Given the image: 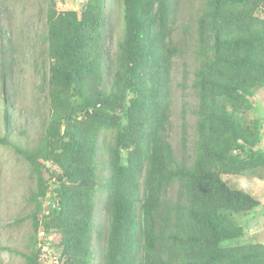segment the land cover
<instances>
[{
  "label": "trees",
  "instance_id": "16d2710c",
  "mask_svg": "<svg viewBox=\"0 0 264 264\" xmlns=\"http://www.w3.org/2000/svg\"><path fill=\"white\" fill-rule=\"evenodd\" d=\"M44 1V32L27 55L41 75L47 111L33 142L13 140V129L20 136L27 130L16 127L18 116L11 121L16 97L1 87L6 131L0 146L22 155L36 182L33 209L18 220L31 219L26 263L94 264L101 255L96 264H264V242L241 243L245 227L234 220L262 202L225 179L264 172V121L246 116L259 107L264 87V0H202L196 27L184 28L196 34L199 64L191 83L194 150L180 158L170 130L182 0H83L80 10ZM108 1L121 12L113 51L103 35ZM1 65L4 83L14 62ZM188 74L184 68L185 80ZM187 142L184 135V150ZM102 160L108 224L99 230L98 252ZM41 228L59 234V253H41Z\"/></svg>",
  "mask_w": 264,
  "mask_h": 264
},
{
  "label": "rangeland",
  "instance_id": "374dc122",
  "mask_svg": "<svg viewBox=\"0 0 264 264\" xmlns=\"http://www.w3.org/2000/svg\"><path fill=\"white\" fill-rule=\"evenodd\" d=\"M83 0H56L59 9L75 6L80 10ZM202 0H182L181 7L177 13L174 38L181 48V53L175 58L173 69V107L171 118L170 140L179 155H190L194 150L196 140L195 122L197 116L194 109L197 104L196 91L191 86L194 69L199 62L196 59L195 48L197 47L196 34L184 32V28L196 27L199 15L198 8ZM47 3L44 0H0V135L6 131L2 84L7 93L15 94L14 115L11 121L16 120V127L27 130V136H20L17 129L12 130L14 141L25 144L26 141L33 142L39 137L38 124L44 115L46 104L44 92L38 87L41 75L30 62L28 52L33 44L38 46L41 40L39 36L44 32L45 10ZM106 25L103 29L104 39L108 47L113 51L122 31L121 12L118 5L108 1L105 7ZM41 43L39 45L40 49ZM13 47L12 51L7 48ZM28 58L29 61H25ZM38 60L40 65L41 60ZM14 62L13 77L1 80L2 61ZM186 64L187 66L184 67ZM40 67V66H39ZM184 68L189 70L187 79L183 78ZM23 72H20V71ZM8 87V88H7ZM8 89V90H7ZM7 95V94H6ZM257 100L259 107L250 110L246 116L252 121H264V87L259 89ZM39 107V110L37 108ZM34 120V123L32 122ZM20 123V125H19ZM264 125V123H263ZM188 139L187 150H184L182 137ZM264 137V134H263ZM105 158V156L101 157ZM102 170L99 168L100 176L97 196V208L95 212V225L93 244L94 248L101 252L104 241L99 230L107 228V212L103 206L107 193L103 184L106 175L105 160H102ZM49 166V163L47 164ZM225 179L232 185L244 189L255 195L262 203L253 212L247 215H237L234 220L245 227V235L240 239L241 243L250 241L264 242V172L254 171L245 175H227ZM36 182L30 165L26 159L15 152L11 146H0V247L11 248L3 250L0 248V264H27L22 253H28L31 243L32 225L31 219L19 222L32 209L33 203L29 197L31 190L35 189ZM173 187L172 192L176 191ZM59 235L56 238L59 241ZM101 255L94 264L99 263ZM49 263L47 259L43 262Z\"/></svg>",
  "mask_w": 264,
  "mask_h": 264
},
{
  "label": "clouds",
  "instance_id": "9594fccd",
  "mask_svg": "<svg viewBox=\"0 0 264 264\" xmlns=\"http://www.w3.org/2000/svg\"><path fill=\"white\" fill-rule=\"evenodd\" d=\"M10 106L12 108H14V105H10ZM12 112H13V109H12L11 113ZM106 174H107V170H106ZM105 182H106V180H105ZM105 184L106 183H104L103 185H105ZM104 191L106 193L108 192L105 188H104ZM107 195H108V193H107ZM107 195H106V199H107ZM107 224H108V222H107ZM37 235H38V239H37L38 247L41 248V253L44 252V254H45L48 251H54V252L59 253V251L55 248V243L58 242V239L56 238V236L59 235L58 233L53 232V233L48 234V233H46V231L43 228H41V229H39V233ZM40 260L42 261V263L44 262L41 258H40ZM45 264H51V263L47 262Z\"/></svg>",
  "mask_w": 264,
  "mask_h": 264
}]
</instances>
